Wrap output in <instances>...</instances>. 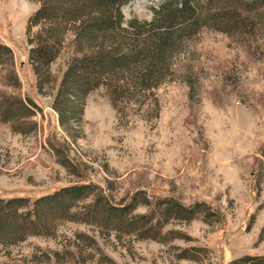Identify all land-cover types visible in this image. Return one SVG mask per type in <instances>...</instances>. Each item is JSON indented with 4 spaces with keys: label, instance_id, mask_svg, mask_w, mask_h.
<instances>
[{
    "label": "rangeland",
    "instance_id": "374dc122",
    "mask_svg": "<svg viewBox=\"0 0 264 264\" xmlns=\"http://www.w3.org/2000/svg\"><path fill=\"white\" fill-rule=\"evenodd\" d=\"M159 1L130 0L121 7L124 24L150 21ZM238 1V13L254 25L224 33L213 23L185 42L153 90L156 115L137 107L118 113L99 87L69 133L52 107L67 52L51 63L53 81L39 90L27 30L38 3L0 0V43L11 49L20 83L2 87L38 106L29 129L0 121V196L33 201L91 184L112 204L134 199L139 214L155 212L156 198L204 205L192 220H169L160 240L67 220L52 236L0 246V264H228L264 255V4ZM76 233L95 239L96 248Z\"/></svg>",
    "mask_w": 264,
    "mask_h": 264
},
{
    "label": "trees",
    "instance_id": "16d2710c",
    "mask_svg": "<svg viewBox=\"0 0 264 264\" xmlns=\"http://www.w3.org/2000/svg\"><path fill=\"white\" fill-rule=\"evenodd\" d=\"M36 10L27 24L31 45L28 59L39 90L51 83L49 67L67 52L52 100L60 125L73 131L71 122L81 115L85 98L103 87L118 113L130 108L144 113L159 109L154 89L167 80L171 59L204 26L220 24L224 33L253 26L248 15L238 13V0H160L150 21L130 19L124 24L121 7L130 0H35ZM264 4V0H259ZM37 26L34 32L31 28ZM18 88L11 49L0 43V121L15 130L29 129L38 106L29 97L3 89ZM144 116V115H143ZM146 116V114H145ZM264 156V145L261 148ZM91 184L58 188L30 201L28 197L0 196V246L17 244L31 235L52 236L64 221L82 222L102 231L133 234L137 239H157L171 219L192 220L203 204L184 206L170 198H156L155 212L135 213L136 201L112 204ZM92 196L90 202L80 203ZM148 205V200L145 201ZM117 235V236H118ZM77 238L96 248L85 233ZM71 258L74 252L67 251ZM58 261V253L54 252ZM228 264H264L263 256L245 255Z\"/></svg>",
    "mask_w": 264,
    "mask_h": 264
}]
</instances>
